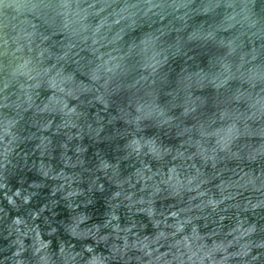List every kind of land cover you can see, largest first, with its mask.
Masks as SVG:
<instances>
[{"label": "water", "instance_id": "water-1", "mask_svg": "<svg viewBox=\"0 0 264 264\" xmlns=\"http://www.w3.org/2000/svg\"><path fill=\"white\" fill-rule=\"evenodd\" d=\"M0 264H264V0H0Z\"/></svg>", "mask_w": 264, "mask_h": 264}]
</instances>
